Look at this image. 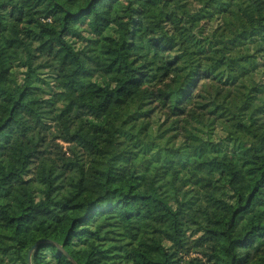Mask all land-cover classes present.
Instances as JSON below:
<instances>
[{"label":"trees","instance_id":"1","mask_svg":"<svg viewBox=\"0 0 264 264\" xmlns=\"http://www.w3.org/2000/svg\"><path fill=\"white\" fill-rule=\"evenodd\" d=\"M11 25L0 264H264V0H0Z\"/></svg>","mask_w":264,"mask_h":264},{"label":"rangeland","instance_id":"2","mask_svg":"<svg viewBox=\"0 0 264 264\" xmlns=\"http://www.w3.org/2000/svg\"><path fill=\"white\" fill-rule=\"evenodd\" d=\"M17 38V29L15 26L11 25V27L9 28L8 31L0 34V41H10V42H15ZM15 45V44H14ZM228 71L230 72V74L232 75V77L234 78V80H237L239 79V77L242 76L243 72L242 70L237 66L235 65L234 63H231L230 66L228 67ZM9 74H6L5 76H3V82L5 81V83L8 82V79H9ZM221 104V105H220ZM219 105H220V112L222 114H225L227 115V117L232 113H235V109H234V106H233V102H232V99L229 98L228 94H226V92H224L222 94V96L219 98ZM219 112V110H218ZM219 112V113H220ZM220 113V114H221ZM6 114V105L5 104H2L0 103V118L4 117ZM132 123V120H128L127 123H126V127L129 126L130 124ZM219 125H221V127H226L227 129L229 130H233L234 129L232 128V125L234 124V121H231V122H227L225 118H223L222 120H219L218 122ZM262 135V131H258V130H255V132L253 133H241L242 136L246 139H251L252 142L254 144H262L263 147H264V140L263 138L259 135ZM241 136V135H240ZM56 143L61 146V151L63 153H65L66 156H70V152H69V144L67 143H64L63 141L61 140H57ZM107 146L109 147V149H112V150H115V145H113L112 143H107ZM129 148V144L126 143L124 145H122L119 150L120 151H126L128 150ZM15 155L16 153L14 151H12L10 153V156L11 157H14L15 158ZM29 190V186H24L22 188H20L19 192L21 194H24L25 192H27ZM201 207L202 205H204V201H201L200 203ZM196 217L198 216V213L197 212H192Z\"/></svg>","mask_w":264,"mask_h":264}]
</instances>
